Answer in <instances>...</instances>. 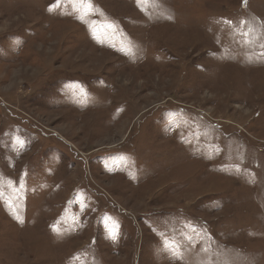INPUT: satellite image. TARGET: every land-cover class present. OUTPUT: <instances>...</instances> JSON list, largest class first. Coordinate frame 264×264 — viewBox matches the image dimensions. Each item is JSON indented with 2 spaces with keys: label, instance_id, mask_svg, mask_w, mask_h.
I'll return each instance as SVG.
<instances>
[{
  "label": "rangeland",
  "instance_id": "1",
  "mask_svg": "<svg viewBox=\"0 0 264 264\" xmlns=\"http://www.w3.org/2000/svg\"><path fill=\"white\" fill-rule=\"evenodd\" d=\"M0 264H264V0H0Z\"/></svg>",
  "mask_w": 264,
  "mask_h": 264
},
{
  "label": "snow or ice",
  "instance_id": "2",
  "mask_svg": "<svg viewBox=\"0 0 264 264\" xmlns=\"http://www.w3.org/2000/svg\"><path fill=\"white\" fill-rule=\"evenodd\" d=\"M52 9L50 8L49 11H51Z\"/></svg>",
  "mask_w": 264,
  "mask_h": 264
}]
</instances>
